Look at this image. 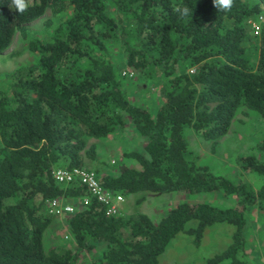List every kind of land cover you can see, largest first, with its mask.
Instances as JSON below:
<instances>
[{"label":"trees","instance_id":"1","mask_svg":"<svg viewBox=\"0 0 264 264\" xmlns=\"http://www.w3.org/2000/svg\"><path fill=\"white\" fill-rule=\"evenodd\" d=\"M9 2L0 0V52L17 31L37 57L5 72L10 83L0 88V264H83L79 252L96 243L97 261L157 264L177 232L197 245L214 222L232 225L229 241L201 264H250L242 256L246 210L261 208L264 220V136L256 143L258 155L237 158L242 169L261 177L253 186L198 163L184 128L214 150L238 107L264 118V0H234L227 12H218L212 0H28L23 14L9 9ZM177 5L193 14L181 19L173 11ZM46 9L67 16L48 39L29 37L25 23ZM259 15V28L251 33L249 21ZM116 40L125 65L155 75L159 101L153 111L123 94L105 47ZM123 114L145 142L142 150L123 152L137 166L97 174L104 188L121 195L219 192L234 195V203L182 200L152 220L141 211L106 213L84 184L53 179L59 162L71 168L93 159L94 143L86 137L123 126ZM53 197L76 204L63 214L74 250L43 246L53 215L45 201ZM190 220L195 222L186 225Z\"/></svg>","mask_w":264,"mask_h":264},{"label":"rangeland","instance_id":"2","mask_svg":"<svg viewBox=\"0 0 264 264\" xmlns=\"http://www.w3.org/2000/svg\"><path fill=\"white\" fill-rule=\"evenodd\" d=\"M67 16L65 11L51 15L48 9L35 18L25 23L29 37L40 40L48 39L52 34L53 27ZM264 22V14L262 21ZM261 24V23H260ZM252 33V28L248 26ZM254 33V32H253ZM120 42V41H119ZM117 40L105 43L108 55L115 67L116 76L120 81L121 89L125 97L133 103L153 111L158 104L159 96L155 86L156 77L150 70L141 74L134 68L123 63L121 42ZM253 56V54H252ZM33 53L25 47L24 39L16 31L12 42L0 52V88H5L10 81L3 76L5 72L32 63L36 59ZM191 68V67H189ZM124 116V125L113 129L104 136L86 137L87 143H94L95 157L85 159L84 166L87 170H93L98 175L104 171L116 172L120 165L137 166L135 160L123 155L125 150H142L145 138L138 134L131 126L129 118ZM188 142V151L198 163H207L215 172L232 177L235 180L246 181L257 186L261 177L252 171L242 169L237 158L241 154H259L256 143L264 136V118L254 110L240 106L236 109L228 130L218 138L214 150H210L209 142L190 127L184 128ZM61 163L56 167H61ZM55 168V167H54ZM234 195H223L219 192L189 193L185 190H172L168 192H132L122 194L119 203V212L128 215L134 211L146 213L152 220L162 215L169 207L178 201L188 202L208 201L212 204H232ZM62 202L70 203L75 208V202L69 198L61 199ZM63 214H53L49 224L43 231L42 243L44 248L55 247L71 248L74 250V243L69 230L63 219ZM247 225L245 236L247 245L243 251V257L247 258L250 264H264V220L263 210L259 207H252L246 210ZM195 221H188L186 225ZM232 225L226 222H214L207 225L197 245L190 242V236L184 232H177L166 244L164 250L158 255L157 264H183L193 262L201 264L207 256L221 250L229 241ZM101 245L96 243L91 249H83L79 252L78 260L83 264H106L97 261ZM219 264H229L223 260Z\"/></svg>","mask_w":264,"mask_h":264},{"label":"built area","instance_id":"3","mask_svg":"<svg viewBox=\"0 0 264 264\" xmlns=\"http://www.w3.org/2000/svg\"><path fill=\"white\" fill-rule=\"evenodd\" d=\"M260 19L261 16L259 15L258 20L249 21L253 32H257ZM51 174L56 182L77 180L84 184L90 194L105 205L106 213H117L119 211V203L122 200V195L104 188L98 181L97 173L93 170H87L77 166L71 168L55 167L51 170ZM82 199L86 201V197ZM45 202L47 211L55 215L73 210V206L70 203L62 202L61 198H47Z\"/></svg>","mask_w":264,"mask_h":264},{"label":"clouds","instance_id":"4","mask_svg":"<svg viewBox=\"0 0 264 264\" xmlns=\"http://www.w3.org/2000/svg\"><path fill=\"white\" fill-rule=\"evenodd\" d=\"M213 6L218 12L230 11L233 7L234 0H212ZM8 7L17 13L23 14L29 8L28 0H10ZM173 11L181 18H187L193 14V10H190L187 6L177 5L173 8Z\"/></svg>","mask_w":264,"mask_h":264}]
</instances>
